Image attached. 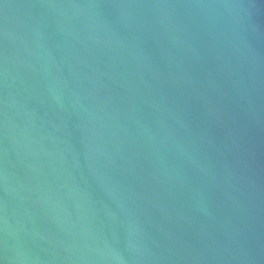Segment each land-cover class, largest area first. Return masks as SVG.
Masks as SVG:
<instances>
[{"label":"water","instance_id":"obj_1","mask_svg":"<svg viewBox=\"0 0 264 264\" xmlns=\"http://www.w3.org/2000/svg\"><path fill=\"white\" fill-rule=\"evenodd\" d=\"M0 264H264V0H0Z\"/></svg>","mask_w":264,"mask_h":264}]
</instances>
